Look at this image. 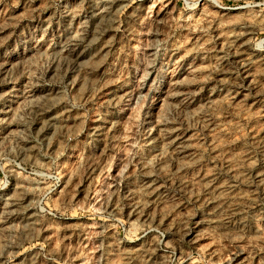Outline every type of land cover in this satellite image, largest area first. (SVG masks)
I'll return each mask as SVG.
<instances>
[{"label":"rangeland","instance_id":"1","mask_svg":"<svg viewBox=\"0 0 264 264\" xmlns=\"http://www.w3.org/2000/svg\"><path fill=\"white\" fill-rule=\"evenodd\" d=\"M0 264H264V0H0Z\"/></svg>","mask_w":264,"mask_h":264}]
</instances>
